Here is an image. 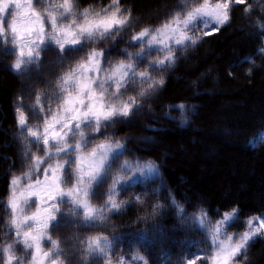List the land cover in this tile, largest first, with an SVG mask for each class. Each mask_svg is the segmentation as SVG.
Masks as SVG:
<instances>
[{
	"label": "trees",
	"instance_id": "obj_1",
	"mask_svg": "<svg viewBox=\"0 0 264 264\" xmlns=\"http://www.w3.org/2000/svg\"><path fill=\"white\" fill-rule=\"evenodd\" d=\"M36 2V8L43 12L46 0ZM110 2L74 0L78 13L85 8L101 11ZM202 2L192 0L186 10ZM182 3L183 0H120L122 10L131 15L129 25L115 39L90 43L85 51L67 54L68 60L63 63H55L59 60L55 50L41 52L42 66H34L22 76L10 70L12 55L6 56L0 45V247L15 239L14 232L5 236L11 219L7 204L11 175L25 165L15 145L17 107L21 103L27 105L22 110L28 121L38 118L37 125H42L41 116L30 111L36 105V97L42 96L44 110L57 105L59 100L53 95L58 78L86 58L87 51H103L104 68L121 60L127 62V56L122 54L125 49L140 51L137 42L130 43L131 34L167 23L182 11ZM227 13L229 19L218 30L198 36L197 44L175 52L174 66L152 71L147 69V62L139 65V71L148 70L155 79L163 78L164 84L146 100L138 99L142 105L138 112L99 133L85 129L99 137L92 144L105 140V133L110 134L108 140L125 144L122 159L151 161L159 171L153 178L120 192L118 200L132 203L119 214L106 213L111 218L103 227L73 225L49 229L51 238L60 242L63 264H105L109 259L137 252L148 264H187L198 250L210 253L208 236L192 220L178 217L170 194L188 216H199L203 210L210 220H215L225 211L236 209L237 217L231 225L239 227L247 217L264 212V142L254 143L258 134L264 133V52L259 51L264 49V0L230 3ZM162 57V53L154 52L150 59ZM142 86L147 87L129 85L123 99L137 96ZM181 104L185 106L183 112L178 108ZM182 115L187 119L183 124ZM107 187L93 204L103 205ZM137 196L141 202H135ZM96 235L110 240L121 238L114 242L108 258L93 260L80 250L88 237ZM141 235L146 238L144 241L138 239ZM42 247L48 250L50 244L44 242ZM15 254L29 264L31 257L22 245H17ZM235 263L264 264V238L253 239L246 254L236 257ZM196 264L205 262L197 260Z\"/></svg>",
	"mask_w": 264,
	"mask_h": 264
},
{
	"label": "snow or ice",
	"instance_id": "obj_2",
	"mask_svg": "<svg viewBox=\"0 0 264 264\" xmlns=\"http://www.w3.org/2000/svg\"><path fill=\"white\" fill-rule=\"evenodd\" d=\"M46 2L47 7L41 12L34 7L33 0H0V45L5 46L3 51L6 56L15 55L10 70L17 76L32 71L34 66L41 67V52L55 50L59 56L55 63H63L68 60L67 54L85 51L90 43L115 39L130 22L131 13L122 10L120 0H111L108 7L101 11L93 12L85 8L79 13L75 10L74 0ZM191 3L192 0H183L182 11L173 15L167 23L155 29L145 28L134 35L130 43L137 42L140 51L132 53L125 49L122 54L127 56V62L121 60L104 68L101 62L106 59L105 53L95 48L87 51L86 58L58 78L53 99H58L60 103L55 110L49 105L45 114L42 96L36 97V105L30 111L41 116L42 125L29 127L22 110L27 105L21 103L17 107L21 135L27 133L29 137L25 155L32 163L22 177H14L10 182L7 204L11 212L7 225L10 231L5 236L14 232L15 239L0 247L3 264H24V257L15 254L17 245H22L25 254L31 257L29 264H63L61 257L64 252L60 242L48 234L49 229L55 231L73 225L103 227L111 218L106 213L119 214L132 203L118 200L120 192L128 191L158 174V166L151 161L122 159L126 152L125 144L108 140L110 134L105 133V141L90 148L93 140L99 137L86 133L85 129L99 133L103 128L125 122V118L141 109L138 99L146 100L158 86L164 84L163 78L155 79L148 70L139 71L140 64L147 62V69L152 71H164L174 66L175 52L199 42L200 38L187 35L188 31L203 27L209 29L205 32L208 35L229 19L227 2L212 5L210 0H203L199 6L186 10ZM8 17L12 18L10 23ZM261 27L264 30V26ZM8 44L13 46L8 48ZM259 51L264 52V49ZM154 52L163 53V57L151 60ZM136 84H146L147 87L142 86L137 96L123 99L129 85ZM42 95L47 98L46 94ZM184 107L182 104L178 106L181 112ZM186 122V117L182 115L181 123ZM261 142H264V133L258 134L254 140V143ZM33 146L43 155L32 153ZM22 181L29 182L21 187ZM68 183L72 184L71 188L62 187ZM105 185L108 187L103 193L106 197L103 205L93 204L92 201L102 195ZM37 199L36 211L27 215L26 209L30 204L37 203ZM169 199L178 217L192 220L211 241L210 253L198 250L187 264H196L197 260L205 264H235L236 257L246 254L253 239L264 238V218H254L259 221L258 224H254L253 219L248 220L247 230L234 238L226 228L235 221L236 209L224 213L222 219L213 223L203 210L199 216H188L175 197L170 194ZM135 202H141V197L137 196ZM120 239L91 236L80 250L86 251L93 260L108 258L114 242ZM138 239L144 241L146 238L141 235ZM44 242L50 244L48 250L42 247ZM119 264L127 262L121 259ZM131 264L148 262L137 252L131 257ZM178 264L184 262L179 261Z\"/></svg>",
	"mask_w": 264,
	"mask_h": 264
},
{
	"label": "rangeland",
	"instance_id": "obj_3",
	"mask_svg": "<svg viewBox=\"0 0 264 264\" xmlns=\"http://www.w3.org/2000/svg\"><path fill=\"white\" fill-rule=\"evenodd\" d=\"M239 1H243V0H239ZM225 2H227L228 3V5L230 4V3H234V2H238V0H210V3L212 4V5H215L216 3H225ZM33 5H34V7H37V2H36V0H33ZM200 5V4H199ZM199 5H197V6H199ZM197 6H194V7H197ZM37 10H38V8H36ZM189 10H191V8L189 9ZM38 11H40V10H38ZM11 17H8L7 18V20H8V23H10L11 22ZM161 26V25H160ZM159 26V27H160ZM5 27H7V25H5ZM156 28H158V27H156ZM151 29V28H150ZM152 29H155V28H152ZM46 30H47V24H46ZM143 29H141L140 31H142ZM139 31V32H140ZM206 31H209V29H205V28H203V27H197V28H194V29H191L190 31H188L187 32V35H195V36H200V35H202V34H205V32ZM139 32H137V33H139ZM212 32V31H211ZM137 33H133V34H131V38L134 36V35H136ZM1 46H3V47H5L4 45H1ZM8 48H11L13 45H11V44H8V45H6ZM53 47H55L54 45H53ZM47 52V51H46ZM163 54V53H162ZM15 59H16V57H15V55H12V57H11V60H10V63H11V65H13L14 64V62H15ZM60 103V101H58V104ZM57 104V105H58ZM57 105H55V106H53V110H55L56 109V106ZM44 113L45 114H47V110H44ZM15 115L17 116V114L15 113ZM25 116L27 117V115H26V113H25ZM16 122H15V125H14V135H15V145H16V149H17V154H18V156H19V159L22 161V164H24L25 163V165L24 166H21L20 168H17L16 170H14V172L12 173V179L14 178V177H22L23 175H24V173L25 172H27L28 170H29V167H30V165H31V160H29L28 159V157H27V155H25V145L28 143V141H29V137L27 136V133H25L23 136L21 135V130H20V128L18 127V124H17V117H16ZM42 122V121H41ZM38 123H40V120L37 118V119H31L30 121H28V117H27V124H28V126L29 127H36V125L38 124ZM105 140H103V141H100V142H98V143H96V144H99V143H102V142H104ZM111 141H113V140H111ZM96 144H92V145H90L89 147L91 148V147H94ZM31 152L32 153H34V154H36V155H40V156H42L43 155V152L42 151H40L36 146H33L32 148H31ZM33 179H35V177H33ZM29 181H22V183H21V187H23L25 184H27ZM62 187H65V188H71L72 187V184L71 183H68V184H66V185H64V186H62ZM33 199H36V198H33ZM39 204V200L37 199V203H32V204H30V207H28L27 209H26V214L27 215H31V213L32 212H34V211H36V207H37V205ZM233 209H231V210H229V211H225L224 213H226V212H231ZM224 213L219 217V218H217V219H215V220H211L213 223H215V222H217V221H219L220 219H222V217H223V215H224ZM256 217H260V218H264V212H262L261 214H259V215H251V216H249V217H247L246 218V220H245V223H244V225L242 226V227H239V226H234V225H231V226H229V227H227L226 228V231H227V233L229 234V235H232L234 238H238L240 235H242L246 230H247V222H248V220H250V219H253V223L254 224H258L259 223V221L258 220H255L254 218H256ZM208 241H209V243H210V252L212 251V245H211V241H210V238L208 237ZM133 255H136V254H132V255H130V256H125V255H123V256H120V257H118V258H115V259H109L110 260V264H119V261H121V259H124L126 262H127V264H131V257L133 256ZM109 260H107L106 261V263L105 264H109ZM235 264H238V263H235Z\"/></svg>",
	"mask_w": 264,
	"mask_h": 264
}]
</instances>
